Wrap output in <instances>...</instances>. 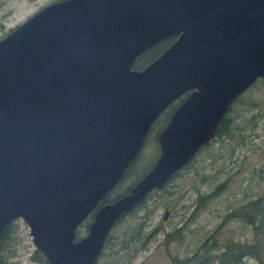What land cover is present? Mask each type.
Here are the masks:
<instances>
[{
    "label": "water",
    "instance_id": "water-1",
    "mask_svg": "<svg viewBox=\"0 0 264 264\" xmlns=\"http://www.w3.org/2000/svg\"><path fill=\"white\" fill-rule=\"evenodd\" d=\"M172 36L154 61L133 67ZM260 77L264 0L45 5L0 39V236L22 218L50 264H95L118 219L189 162ZM188 91L157 136L151 169L99 205L157 117Z\"/></svg>",
    "mask_w": 264,
    "mask_h": 264
},
{
    "label": "rangeland",
    "instance_id": "rangeland-1",
    "mask_svg": "<svg viewBox=\"0 0 264 264\" xmlns=\"http://www.w3.org/2000/svg\"><path fill=\"white\" fill-rule=\"evenodd\" d=\"M55 1L0 0V39ZM227 116L228 134L215 135L179 176L113 226L101 264H193L207 255L218 262L227 247L250 244L257 246L246 263L264 264V78L232 103ZM153 130L141 149L139 171L160 150ZM254 200L260 202L254 206ZM244 210L255 224L235 213ZM16 224L7 264H40L29 225L22 218Z\"/></svg>",
    "mask_w": 264,
    "mask_h": 264
},
{
    "label": "trees",
    "instance_id": "trees-1",
    "mask_svg": "<svg viewBox=\"0 0 264 264\" xmlns=\"http://www.w3.org/2000/svg\"><path fill=\"white\" fill-rule=\"evenodd\" d=\"M175 39H176V36L168 37V38H165V39L159 41L158 43L154 44L153 46L149 47L148 49H146L144 52H142L136 58V60L133 64V67L136 69H142V68L146 67L149 63H151L158 56H160L175 41ZM188 94H189V91L182 94L180 97H178L172 103H170L169 106L157 117V119L154 121V123L152 124V126L149 130V133L145 139V142L148 140L149 135L154 131L153 129H156L155 134H157V136H158V134L162 131V129L169 122L173 112L183 102V100L186 98V96ZM235 101H233L232 103H234ZM230 109H231V106H230L229 110ZM229 110L225 113V115L223 116L222 120L220 121V123L218 125V129L216 132L217 136L226 135L230 131V118L227 116ZM157 136H155V137H157ZM145 142H144V144H145ZM205 145L206 144H204L203 146H205ZM159 148H160V145H159ZM200 149L198 150V152L200 151ZM160 151H161V149L159 150V152L157 150L156 157L150 166H148L146 169H144L142 171H139L138 164H139L140 160L143 158V155H142L143 153L140 150L137 157L127 167L126 172L124 174V177L121 179V181L115 187H113L111 189V191H109L105 195V197L100 201L99 205H102V204L107 203V202L115 201L121 195L128 192L133 187V185L151 169V167L154 165L155 161L157 160V158L160 154ZM194 157H195V155H194ZM194 157L189 162H187L183 167H181L178 171H176L171 176V178L167 181V183H169L170 181L175 179L177 176H179L181 174L182 170L186 167V165L188 163H190L194 159ZM167 183L165 185H167ZM165 185L163 187H165ZM220 186H223V184H220ZM157 189H160V188H155L154 190H157ZM154 190H152V191H154ZM258 201L260 202V200H254L253 205L255 206V204L258 203ZM141 202L139 204H137L128 213L124 214L120 219H118V221L121 220L127 214L133 213L134 209L142 204ZM95 212H96V209H94L78 226V228L76 230V239L77 240L81 239L82 237H84L85 235L88 234V232L90 230V225L94 221ZM235 213L240 214V215H244L252 223H254V224L256 223V221L252 218V214L249 213L247 210L235 211ZM16 231H17V224H16V219H15L12 221V223L6 228V230L0 236V264H7V262H8L7 260L10 256L9 252H10L12 243L15 240ZM171 234H172V232H169L167 235L170 237ZM111 237H112V235H111V231H110V233L108 234V236L106 238L105 246L110 243ZM256 246L257 245H255V244H253V245L250 244L248 247H236L235 245H231V246L227 247L229 252L224 251L220 255V257H219L220 259L218 262H216L215 259L212 258L213 256L207 255V257H204L203 259H201L199 261L195 260L193 264H247L246 258H247V256H249L248 255L249 253L255 252ZM34 256H35V258H37L39 260L40 264H50L49 261L47 260L46 256L44 255V253L40 249L36 248L34 250ZM177 260L180 264L186 263V261H183L180 259H177ZM95 264H101V263L99 260H97L95 262Z\"/></svg>",
    "mask_w": 264,
    "mask_h": 264
},
{
    "label": "bare ground",
    "instance_id": "bare-ground-1",
    "mask_svg": "<svg viewBox=\"0 0 264 264\" xmlns=\"http://www.w3.org/2000/svg\"><path fill=\"white\" fill-rule=\"evenodd\" d=\"M260 78H264V77H260ZM257 80H258V79H257ZM257 80H256V81H257ZM256 81H255V82H256ZM255 82H253V83H255ZM251 85H252V84H251ZM251 85H250V86H251ZM250 86H249V87H250ZM249 87H248V88H249ZM248 88H247V89H248ZM247 89H246V90H247ZM246 90H245V91H246ZM240 95H241V94H240ZM240 95H239V96H240Z\"/></svg>",
    "mask_w": 264,
    "mask_h": 264
}]
</instances>
